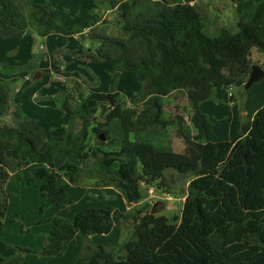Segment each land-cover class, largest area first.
Segmentation results:
<instances>
[{"label": "trees", "instance_id": "1", "mask_svg": "<svg viewBox=\"0 0 264 264\" xmlns=\"http://www.w3.org/2000/svg\"><path fill=\"white\" fill-rule=\"evenodd\" d=\"M233 2L237 29L223 27L212 36L206 30L213 21L210 11L196 0H112L121 30V36H114L102 26L88 32L67 28L53 0H0L1 40L30 35V25L42 37L79 34L99 45L77 56L111 66L109 92L90 89L86 95L83 84L74 80L57 97H46L70 116L62 135L52 134L20 105L12 106V82L0 81V231L9 206L7 184H19L23 176L28 184L39 180L37 186L52 205L63 214L68 211L64 182L79 184L85 170L73 161L56 165L55 159L71 154L80 163L100 160L103 165L95 172L116 168L117 175L107 176L106 182L119 188L130 205L142 200L143 184L162 187L168 169L190 177L182 214L176 223L149 209L116 214L107 206L86 208L73 218L55 215L42 256H62L79 234L83 252L75 264H264V106L252 120H238L237 138L218 142L209 140L218 124L200 109L201 102L215 98L218 87H244L256 64L253 48L264 53V0ZM65 53L71 52L65 47L53 52L56 65ZM44 58V53H33L27 63L10 67L9 74L27 70L33 78L42 72ZM123 71L136 76V108L122 101ZM177 90L186 92L197 129L193 136L182 131L181 116L161 118L164 98ZM114 119L125 134L121 141L107 128ZM175 121L184 152L153 139ZM131 216L135 229L124 244V256L116 257L113 247L87 242L85 236L109 234ZM31 252L19 247L15 255H0V264H34L24 256Z\"/></svg>", "mask_w": 264, "mask_h": 264}, {"label": "rangeland", "instance_id": "2", "mask_svg": "<svg viewBox=\"0 0 264 264\" xmlns=\"http://www.w3.org/2000/svg\"><path fill=\"white\" fill-rule=\"evenodd\" d=\"M33 1L36 3H43L46 0H43V2L37 0H33ZM58 1L61 7L62 5H65L62 2V0H58ZM161 1L168 4H175L182 2L183 0H161ZM197 1L202 7L208 9L212 16L213 19L212 24L206 28L207 32L210 35L212 36L219 35L223 27H227V29L230 31H235L237 29L236 21H235L236 6L233 0H197ZM63 9L65 10L66 8ZM109 9L111 8L109 7ZM107 15L108 16L104 19V21L101 22V26L103 28H106V32H108L109 34L114 36H121L119 12L116 13V10H109ZM109 16L111 18H108ZM66 20L70 21L71 19L67 17ZM35 29L36 27L30 25L31 32H33ZM85 32H87V30H85ZM62 38L59 39L58 42L52 41L49 43L45 37L38 35L37 32L35 31L30 35L26 36L24 43L33 42L34 53H38L40 49L45 48L51 50L53 56V52L57 48H61V47L64 48L65 45L63 44V41L65 40L63 39L65 38L63 39ZM80 38H81V42H86L87 44H89V42L92 41V39H87L83 37ZM21 43L22 42H19L18 40L17 41L0 40V51L4 52V49H11L13 48V46L20 45ZM95 43H99V42L96 41ZM88 49L94 50L96 48L86 47L83 50L85 52ZM3 52L0 53V74L9 76V73L11 71L10 67H14L16 65L15 63L12 62L13 60L11 59L14 58L15 54L10 53L9 56L7 57V54H4ZM261 53L264 55L263 52ZM254 55L256 58L257 54ZM76 57L78 59L89 62L88 60L84 58H80L77 55ZM17 64L23 65V63L20 62H18ZM12 74L17 75L18 80L15 83L18 87L22 85L25 79L24 77H26V75L29 74V72L27 70H22ZM100 74L104 79V73L100 72ZM129 74H131V76H134V78L132 80L131 78H127L126 76L123 79L124 90L122 95V101L124 102L126 107L136 108L138 106L137 96L132 98L133 94H131V91L133 88H135V86L138 83L134 73L129 72ZM55 75H56V80L59 82V84L60 82L62 83L63 89L69 87L74 80H77L78 77H80L82 79L80 80V82L83 84L82 91L86 95L89 94L90 92L89 89L91 88L102 92L111 91V88L109 87L110 83L109 85L108 84L105 85L103 81H100L99 77L97 78L95 77L94 80L91 81L88 79L86 75L80 72H77L76 75L71 74L69 72L65 76L59 73ZM59 76L64 77V80L59 79L58 78ZM34 81L35 80L31 79L29 81V84L30 85L34 84ZM95 82H97V85H93V83ZM16 85L14 86V88L16 87ZM220 88H222V90H225L226 93L233 90V93H235V98L233 100L239 101V104L243 105L246 103L247 92H256L264 88V78L258 82H255L250 88H245V86L244 87L234 86L232 90H230V88H224V87H220ZM19 91L14 90V93L12 94L11 97L12 106H14L15 104H19V102L15 103V100L13 99L14 94L15 96L17 93L21 94V91L20 92ZM75 92L77 93L78 90H75ZM42 99L47 100L46 97H43L40 100ZM176 99L178 100L179 105L182 106L181 98L177 96ZM25 106L26 105L22 107ZM10 120H11V116H7L6 121H10ZM121 129L122 127L119 123V130ZM170 134L173 139L177 140L175 136V134L176 135L178 134L177 130L171 128ZM227 137H228L227 131H225V129L221 127V129L214 131V134L210 139L211 140L228 139ZM155 141L160 143L157 140ZM177 141L179 142L178 144L173 143L174 150L177 152H183V147H182L183 141L180 140ZM93 143L98 144V140L96 137L93 138ZM164 146H171V144ZM89 162H92V164H94L97 162L99 163V160L92 159ZM97 164H94L96 169L98 166ZM88 165L89 164H87V166ZM170 170L172 169H168L166 172L165 184L162 187H160L156 182L151 184V186H153L154 189L153 193L149 192L148 190L149 186H146L144 184L141 186V192L143 194L142 200L140 201L141 203L139 202L140 204L136 205V207L134 206L132 209H130V211L127 209L128 204L125 197L121 195V193H119L120 192L119 190H117L118 193H116V196L113 197L109 196V194L105 193L104 190L93 186V181L87 179L88 172L82 173L83 175L80 177L79 184L81 185L78 186L79 188L74 187L70 183L68 184L67 182H64L65 185L67 186L66 190L69 197L68 211L64 214L63 212H61L52 205L47 195H44L40 191L39 187L37 186L39 180H35L31 184H28L26 182L25 177L23 176L22 177L23 179L19 184L14 180L9 181L7 184V191L10 193V198H9L8 210L3 219L4 226L3 229L0 231V255L3 256L15 255L16 253H18V248L21 247V248H29L35 251L24 254L26 260L34 264H75L76 259L78 258L80 253L83 252V248H82L83 240L79 241V243L78 241L74 243L71 247V250L68 251L67 253L65 252V254H63L60 257H46L40 254V251L45 245L46 238L50 234V229L53 224L52 218L58 212H60L59 215H64L68 218H73L76 213L88 207L107 205L113 207L115 209L116 214L120 212L136 214V211L138 209L151 210L155 206V209L160 210L159 214H163L167 216L171 222L176 223L178 222V220H175L176 216L180 217L182 214V209L184 205L183 196L186 193V189L188 188L186 186L188 181L190 180V177L180 175ZM169 195H171L172 197H177L178 200L176 202L174 200H171L170 198H168ZM158 200L159 203L155 205V203ZM172 205L175 207L172 208ZM132 216L128 221H125L121 226L115 227L114 229L115 231H113L111 234H102V235L96 234V235L85 236V238H87V242H90L92 244H101L106 247H113L116 257L124 256L125 253L124 244L130 238L131 234L135 229V222ZM80 242H81V247H80ZM77 246H79L78 252L76 251ZM87 253L88 252L86 251L85 254Z\"/></svg>", "mask_w": 264, "mask_h": 264}, {"label": "crops", "instance_id": "3", "mask_svg": "<svg viewBox=\"0 0 264 264\" xmlns=\"http://www.w3.org/2000/svg\"><path fill=\"white\" fill-rule=\"evenodd\" d=\"M37 1L43 2V0H37ZM256 1L258 2L260 0H256ZM62 2L65 5H62L61 7L58 0H53L54 6L59 10L61 17L63 19V22L65 23L66 27L69 29L78 27L80 29L90 30V28H92L93 25L100 27L101 22L104 21V19L108 16L107 13L109 12V10H116V13L118 12L116 8H113L112 0H62ZM196 2L198 3L197 0ZM109 7L111 9H109ZM63 8H66V9L64 10ZM67 17H69L71 20L67 21L66 20ZM108 18H111V17L109 16ZM35 31L36 29L33 32ZM62 37L65 39H63ZM25 38L3 39V40H13V41L18 40L19 42H22V43L20 45L13 46V48L11 49H4V52L0 51V53L3 52L4 54H7V57L9 56L10 53H14L15 54L14 58H11L13 60L12 62L15 63L16 65H19L17 64L18 62L24 64L32 57V54L34 53L33 42L24 43ZM45 38L47 39L49 43L52 41L58 42V40L61 38L65 40L63 41V44L65 45L64 47L65 49L69 50L71 53H65L63 56H60L58 58L61 62V65L55 64L54 56H52L51 50L43 48V49H40L38 52V53L45 54V58L40 63V70H42V72L39 73V76H38L39 78H37L34 81V84L32 85L29 84V81L33 79L29 76L30 74H27L26 77H24L25 79L22 85L18 87L15 83L18 80L16 74H9V76L0 74V81L7 80V81L12 82L11 97H12V94L14 93V90L21 91V94L17 93L16 96L14 94L13 99L15 100V103L19 102L20 107L22 108L23 112L26 115L37 119L40 122V124H42L46 129L51 130L52 134L62 135L63 127L67 126V124L69 123L70 116L68 114H65L63 110H61L59 104L56 101L48 100V99L40 100L43 97H57L61 89H63L62 83L60 82L59 84V82L56 80L55 74L59 73L65 76L68 72L71 74H75V75L77 74V72H80L86 75L88 79L91 81H93L95 77L96 78L99 77L100 81H103L105 85L107 84L109 85L110 80H109L108 71L111 69V66L106 62H97V63L86 62L76 57L77 54L84 52L83 49H85L86 47L96 48L99 44V43H95L96 41L92 40L91 42H89V44H87L86 42H81V38L79 37V34L65 36V35H61L58 33H51ZM254 54H257L256 58ZM252 59L254 62L260 64L264 69V55L256 48H253L252 50ZM100 72L104 73V79L102 75L100 74ZM129 72L131 71H123L122 76L120 78L119 90H121L122 95H123V90H124L123 79L126 76L127 78H131L132 80L134 78V76H131ZM77 80L80 81L82 79L78 77ZM15 85L16 87L14 88ZM138 89H139V85L137 84L135 88L132 89L131 94H133L134 92H137ZM92 90L98 91L96 89H92ZM106 92H109V91H106ZM246 95H247L246 103L243 105H240L239 101L233 100L235 98V93H233V90L226 93L225 90H222V88L218 87L216 90L215 98L205 100L200 103L201 111L209 115L210 119L214 123L218 124V126L215 128L214 131H217L221 129V127H223L225 131H227L228 133V137H227L228 139H215V140L209 139V140L214 141V142H218L222 140H234L235 138H237L238 133H239L238 120L241 119L243 122L252 120L256 112L261 107L264 106V88L256 92H247ZM177 96L181 98L182 106L179 105V102L176 99ZM134 97L135 96L132 95V98ZM22 104L26 106L22 107L24 106ZM1 114L2 112L0 110V117H1ZM177 116H181L183 118L182 119L183 120L182 121V131L185 133V135L193 136L197 133V129L195 128V126L193 125L191 121V108L188 105L186 92L184 90H177L173 92L172 94H170L169 96L164 98V109H163L161 118L163 120H168V119L177 120ZM119 123L121 125V122L119 119H114L113 121L110 122L107 128L111 131L112 135L118 139V141H121L124 138L125 134H124L123 128L119 130ZM78 127L79 126H77V129ZM171 128L177 130L179 128L178 121H175L171 125L167 133L156 134L154 136V139L164 145L171 144L173 149H174L173 143L178 144L179 142L177 140L183 141L184 144L182 143V147H183V152H184L186 149V144L183 138L180 137L178 134L177 135L175 134L177 140L173 139L170 134ZM92 159L94 158L89 159V161ZM55 161H56V165H60L64 161L76 162L77 164L81 165L83 170H85V173L88 172L87 179L93 181V186L104 190L105 193H108L109 196L111 197L116 196V193H118L117 190H119V188H117L113 184L108 185V183L106 182L107 176L117 175L116 168L115 169L100 168L98 172H95L94 164H97L98 162L94 164H92V162H89V161L80 163L79 161L76 160L75 156L71 154H59L57 155ZM87 164L89 165L87 166ZM97 165L101 166L103 164L99 160V163ZM170 171H174V170H170ZM189 181L186 187H188ZM71 185L79 188L78 186H80L81 184H77V185L71 184ZM66 189H67V186H66ZM119 191H120L119 193L123 195L121 190ZM186 196H187V189H186V193L183 196V202L185 201ZM168 198H170L171 200H174L175 202L178 200L177 197H172L171 195H169ZM140 203H134L130 205L127 202L128 204L127 209L130 211V209H132L134 206L136 207V205ZM107 207L112 208L113 212L115 213V209L113 207L111 206H107ZM173 207L175 206L172 205V208ZM59 214L60 212H58L56 215H59ZM114 229L115 227L113 228L111 233L115 231ZM77 241L78 243L79 241H82V236L79 234H77L76 239L69 244L66 250V253L71 250L72 245L76 243ZM80 247H81V242H80ZM78 250H79V246L76 247L77 252Z\"/></svg>", "mask_w": 264, "mask_h": 264}, {"label": "water", "instance_id": "4", "mask_svg": "<svg viewBox=\"0 0 264 264\" xmlns=\"http://www.w3.org/2000/svg\"><path fill=\"white\" fill-rule=\"evenodd\" d=\"M39 73L37 72L34 76L33 79L36 80L37 78H39ZM264 78V69L260 64H253L252 65V70L249 74V78L245 84V88H250L255 82H258L260 80H262ZM101 140H106V137L101 134L100 135ZM159 203V200L155 203V205ZM151 213L154 214H158L160 212V210L155 209V206L150 210Z\"/></svg>", "mask_w": 264, "mask_h": 264}, {"label": "built area", "instance_id": "5", "mask_svg": "<svg viewBox=\"0 0 264 264\" xmlns=\"http://www.w3.org/2000/svg\"><path fill=\"white\" fill-rule=\"evenodd\" d=\"M88 31H89V30H87V32H88ZM58 78H59V79H63V80H64V77H62V76H59ZM232 89H233V86H231V87H230V90H232ZM231 95H232V93H231ZM149 192H151V193H153V192H154V189H153V187H151V188L149 187Z\"/></svg>", "mask_w": 264, "mask_h": 264}]
</instances>
